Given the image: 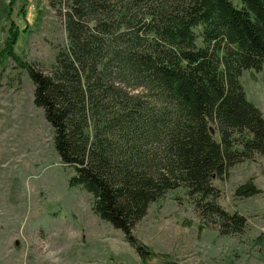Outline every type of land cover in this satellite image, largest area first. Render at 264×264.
I'll return each instance as SVG.
<instances>
[{"label": "trees", "instance_id": "16d2710c", "mask_svg": "<svg viewBox=\"0 0 264 264\" xmlns=\"http://www.w3.org/2000/svg\"><path fill=\"white\" fill-rule=\"evenodd\" d=\"M49 0L68 35L50 68L25 62L69 185L146 261L135 232L150 205L184 189L222 235L248 217L217 179L264 156V113L241 74L264 64V0ZM263 193L250 178L241 198Z\"/></svg>", "mask_w": 264, "mask_h": 264}, {"label": "rangeland", "instance_id": "374dc122", "mask_svg": "<svg viewBox=\"0 0 264 264\" xmlns=\"http://www.w3.org/2000/svg\"><path fill=\"white\" fill-rule=\"evenodd\" d=\"M67 40L49 0H0V264H264V156L215 181L220 202L248 217L242 233L222 235L201 219L184 189L172 190L135 228L154 253L146 261L92 210L90 193L69 185L73 171L55 150L23 66L50 68ZM240 79L264 113V64L245 69ZM250 178L263 193L236 196Z\"/></svg>", "mask_w": 264, "mask_h": 264}]
</instances>
